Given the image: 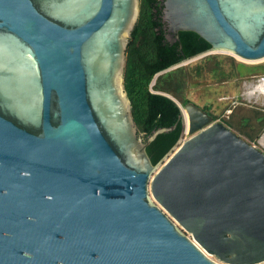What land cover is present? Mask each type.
<instances>
[{"label":"water","instance_id":"1","mask_svg":"<svg viewBox=\"0 0 264 264\" xmlns=\"http://www.w3.org/2000/svg\"><path fill=\"white\" fill-rule=\"evenodd\" d=\"M156 1L170 44L192 31L205 52L262 62L264 0ZM139 12L140 0H0V264H264V151L162 93L183 131L167 158L146 152L175 125L144 136L132 115Z\"/></svg>","mask_w":264,"mask_h":264},{"label":"trees","instance_id":"2","mask_svg":"<svg viewBox=\"0 0 264 264\" xmlns=\"http://www.w3.org/2000/svg\"><path fill=\"white\" fill-rule=\"evenodd\" d=\"M160 13L158 1L140 0L139 16L127 44L124 72V87L138 131L146 136L158 127L175 125L173 129L159 133L146 146L153 164L170 152L183 131L178 105L162 93L172 96L184 106L187 102L195 103L185 92L197 85L198 79L205 74H212L217 82L233 79L235 90L241 80L264 74L255 71L263 70L264 63L247 64L233 56L220 54H206L194 63L170 68L209 50L210 44L192 31H179V40L170 44L161 29ZM225 63L228 64V71L225 70ZM235 96L237 103L231 107L227 116H221L220 122L252 142L264 130V110L247 104L237 92ZM200 107L213 120L220 116V113L211 109L210 104Z\"/></svg>","mask_w":264,"mask_h":264},{"label":"rangeland","instance_id":"3","mask_svg":"<svg viewBox=\"0 0 264 264\" xmlns=\"http://www.w3.org/2000/svg\"><path fill=\"white\" fill-rule=\"evenodd\" d=\"M212 51H211V53H208V54H220V55L232 56L229 53H225V52H221V51H214V50H212ZM198 59L199 58H195V59H192L190 61L183 62L179 65H176L175 67L181 66V65H186L189 63H194ZM244 63L257 64V63H264V61H262V62H244ZM224 67H225V70L228 71L229 68H228L227 63H225ZM255 71H259L260 73H262V72H264V68H263V70H255ZM215 78L216 77L213 76L212 74L203 75L201 78L198 79L197 85L189 88L185 92V95L189 99L194 101L196 104H198L199 106H203L205 104H210L211 109L214 110L215 113H217V114L220 113V116L217 117V119H219V120H220L221 116L222 117L227 116L229 111L231 112V107L237 103V100L235 99L236 98V96H235L236 92L238 95H240V98L242 100H244V102H246L247 104H251V105H254V106L262 109V105H261V98L262 97H261V95L256 97V98H247L246 95L244 94L245 89L243 88L244 87L243 81H246L249 83L255 82L256 77H253L251 79L241 80V83H240L239 87L237 88V90H235V88H234V80L233 79H228V80L223 81V82H217ZM188 136H189V134H187V137ZM252 143L255 146H257L259 149L264 151V130H263V132H261V135L257 139L252 141ZM177 146H178V144L175 146V148ZM165 158H167V156ZM211 257L213 259H215L212 255H211ZM216 261L220 264H225V263H222L218 260H216Z\"/></svg>","mask_w":264,"mask_h":264},{"label":"built area","instance_id":"4","mask_svg":"<svg viewBox=\"0 0 264 264\" xmlns=\"http://www.w3.org/2000/svg\"><path fill=\"white\" fill-rule=\"evenodd\" d=\"M207 53H209V52L201 53L198 57H195V58H200V57L206 55ZM263 80H264V74H261V75L256 76L255 82H250L249 83V82L243 81V86H244L243 88L245 89L244 90V94L246 95L247 98H256V97H258V96L261 95V97H262L261 98V105H262V109L264 110V93L260 94V93H258L256 91H253L254 86L257 85V84H260L261 82H263ZM214 121H220V120L219 119H216ZM187 134L188 133L186 131L183 133V137L181 138V141H183L184 139L187 138ZM208 256L211 259H213L211 257V255H208ZM213 260H215V259H213Z\"/></svg>","mask_w":264,"mask_h":264},{"label":"bare ground","instance_id":"5","mask_svg":"<svg viewBox=\"0 0 264 264\" xmlns=\"http://www.w3.org/2000/svg\"><path fill=\"white\" fill-rule=\"evenodd\" d=\"M261 61H264V58L261 59ZM253 91H256V92H258L260 94L264 93V80L260 84L255 85L254 88H253ZM183 114H184L185 124L187 125L188 118H187V114H186V111L185 110H183Z\"/></svg>","mask_w":264,"mask_h":264},{"label":"flooded vegetation","instance_id":"6","mask_svg":"<svg viewBox=\"0 0 264 264\" xmlns=\"http://www.w3.org/2000/svg\"><path fill=\"white\" fill-rule=\"evenodd\" d=\"M159 3V2H158ZM159 8L161 9V5L159 3ZM161 29L163 30V34H165V30L163 29V27H161ZM166 40V39H165ZM202 53H205V52H202ZM201 54V53H200ZM208 54V53H207Z\"/></svg>","mask_w":264,"mask_h":264}]
</instances>
